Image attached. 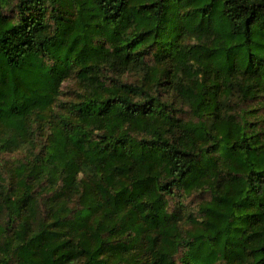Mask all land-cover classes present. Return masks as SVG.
Wrapping results in <instances>:
<instances>
[{
	"label": "trees",
	"instance_id": "obj_1",
	"mask_svg": "<svg viewBox=\"0 0 264 264\" xmlns=\"http://www.w3.org/2000/svg\"><path fill=\"white\" fill-rule=\"evenodd\" d=\"M0 264H264V0H0Z\"/></svg>",
	"mask_w": 264,
	"mask_h": 264
}]
</instances>
